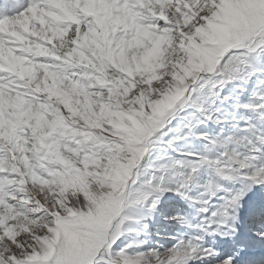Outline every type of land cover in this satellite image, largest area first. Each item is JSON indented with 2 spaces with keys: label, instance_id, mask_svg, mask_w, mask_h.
Listing matches in <instances>:
<instances>
[{
  "label": "snow or ice",
  "instance_id": "snow-or-ice-1",
  "mask_svg": "<svg viewBox=\"0 0 264 264\" xmlns=\"http://www.w3.org/2000/svg\"><path fill=\"white\" fill-rule=\"evenodd\" d=\"M0 264H264V0H0Z\"/></svg>",
  "mask_w": 264,
  "mask_h": 264
}]
</instances>
